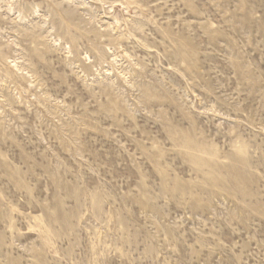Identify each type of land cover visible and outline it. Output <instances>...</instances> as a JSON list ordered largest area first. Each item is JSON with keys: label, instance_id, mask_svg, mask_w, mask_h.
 I'll return each mask as SVG.
<instances>
[{"label": "rangeland", "instance_id": "obj_1", "mask_svg": "<svg viewBox=\"0 0 264 264\" xmlns=\"http://www.w3.org/2000/svg\"><path fill=\"white\" fill-rule=\"evenodd\" d=\"M0 264H264V0H0Z\"/></svg>", "mask_w": 264, "mask_h": 264}]
</instances>
